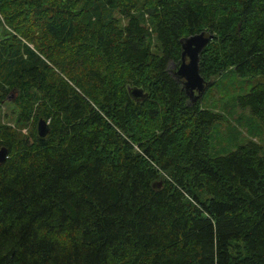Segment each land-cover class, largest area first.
<instances>
[{"label":"trees","instance_id":"trees-1","mask_svg":"<svg viewBox=\"0 0 264 264\" xmlns=\"http://www.w3.org/2000/svg\"><path fill=\"white\" fill-rule=\"evenodd\" d=\"M200 32L210 87L264 75V0H0V264H264V152L171 73Z\"/></svg>","mask_w":264,"mask_h":264},{"label":"rangeland","instance_id":"rangeland-1","mask_svg":"<svg viewBox=\"0 0 264 264\" xmlns=\"http://www.w3.org/2000/svg\"><path fill=\"white\" fill-rule=\"evenodd\" d=\"M152 51L160 54L154 44ZM170 68L174 69V64ZM263 82L264 75L241 79L236 73L230 72L206 91L202 102L213 104V110L223 117L212 130L211 155H221L222 149L234 151L239 145L251 141L260 145L261 152H264V125L254 119L248 108H241L237 102L239 96L247 94L250 88ZM11 108L9 101L3 103L4 113H8Z\"/></svg>","mask_w":264,"mask_h":264},{"label":"water","instance_id":"water-1","mask_svg":"<svg viewBox=\"0 0 264 264\" xmlns=\"http://www.w3.org/2000/svg\"><path fill=\"white\" fill-rule=\"evenodd\" d=\"M213 39V34L200 32L181 39V58L178 64H174L172 75L180 81L182 90L188 97L190 104H195L211 85L200 73L199 62L201 54L208 43ZM130 96L135 100H143L147 93L142 88L132 87L128 90ZM37 134L40 137L48 133L47 123L39 120L36 126ZM8 156L6 147L0 148V163L4 162ZM160 186V183L157 185Z\"/></svg>","mask_w":264,"mask_h":264}]
</instances>
